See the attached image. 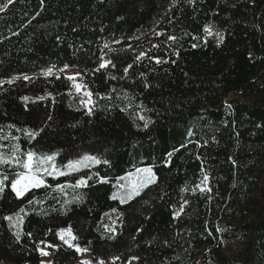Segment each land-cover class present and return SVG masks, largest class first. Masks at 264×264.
<instances>
[{"label": "trees", "instance_id": "1", "mask_svg": "<svg viewBox=\"0 0 264 264\" xmlns=\"http://www.w3.org/2000/svg\"><path fill=\"white\" fill-rule=\"evenodd\" d=\"M50 67L85 76L91 114ZM0 82V130L65 173L17 198L0 167V264H77L69 228L94 263L264 264V0H13Z\"/></svg>", "mask_w": 264, "mask_h": 264}, {"label": "snow or ice", "instance_id": "2", "mask_svg": "<svg viewBox=\"0 0 264 264\" xmlns=\"http://www.w3.org/2000/svg\"><path fill=\"white\" fill-rule=\"evenodd\" d=\"M13 0H7V3L0 6V12L4 11L8 8L9 4H11ZM191 2V0H190ZM204 31L208 34H211V29L209 26H205ZM170 39H175V37H170ZM107 47V45H105ZM195 47V45H193ZM161 61L157 60V63H160ZM111 63V61H105L104 63L100 64V68H104L106 64ZM67 67V66H66ZM64 69H61L63 71ZM45 77L51 76L53 74V68H48L42 73ZM20 79V77H12L10 80L6 81L8 84H12L15 80ZM24 80H29L30 77L25 75L23 76ZM68 80L75 81L76 77L68 76ZM2 83V82H0ZM73 86L77 89V91H80L81 85L79 83H74ZM84 96H86L87 105H91L93 101L91 100L92 93L85 91ZM25 101L29 99V97L23 98ZM40 99H43L41 97ZM81 103H85L84 100L81 101ZM142 107V106H141ZM88 114H91V107L88 108ZM139 118L141 120L145 121L144 127H148V121L147 119L140 115ZM11 127V126H9ZM26 131V135L28 136L29 140L35 139L37 135H39V132L36 131ZM13 139H18L17 137H13ZM171 155V154H169ZM56 154H38L35 151L28 150L26 152L21 151L20 145L13 144L10 149L7 150V152L0 150V167H9V168H16L17 171L13 174L14 178L11 180V191L15 194L17 198H23L28 192L34 190V189H40V188H48L50 185L46 184L44 180V174L53 176V178H56L57 176L65 175L63 171H58L56 167L54 166L53 162L55 160ZM87 162H98L95 160L94 157L91 156H84L81 160L76 161H70L66 167L70 172L77 171L81 167H87ZM139 171V170H138ZM144 172L149 174V182L151 178V170L150 169H144ZM208 180V177H204V182ZM8 181V175L4 172H0V193H2L5 190L6 184L5 182ZM87 184L86 179H79L75 185H71L73 188L85 186ZM199 187V185L197 186ZM65 188V185H59L58 190L63 191ZM202 191L204 189H201ZM132 194H138V188L135 184L132 186V192L129 193L128 198H131ZM115 199V195L113 196ZM31 202V201H30ZM123 202V200H122ZM183 207V206H182ZM20 212H24V209L21 208L19 210ZM176 215H179V213H176ZM5 220H8L9 222L13 221V216H5ZM17 223H19L22 220V217H20L17 214L16 217ZM30 235V234H29ZM59 239L63 241L64 244H66L68 247H75L77 252L83 253L86 252L87 249H82L78 245H74L72 241L76 240V237L72 234L71 229H61L59 233H57ZM17 239L20 237L19 231L16 233ZM43 243V241H41ZM47 247H53V245H47ZM41 251L42 255H48L47 252H45L43 249H39ZM42 264L44 262L42 261ZM50 264V262H49ZM81 264H91L89 261H82ZM98 264H104L103 261H99ZM114 264V261H113Z\"/></svg>", "mask_w": 264, "mask_h": 264}, {"label": "rangeland", "instance_id": "3", "mask_svg": "<svg viewBox=\"0 0 264 264\" xmlns=\"http://www.w3.org/2000/svg\"><path fill=\"white\" fill-rule=\"evenodd\" d=\"M60 75L64 76L66 79H67L68 76L76 77L75 81L68 80L70 82L71 88H72L71 95H72V97H75V98L79 99L81 107H83L87 111H88V108L91 107V111H92V109L94 107V92H93L91 86L86 81L85 76L81 72H79V71H63V72H60V73L53 72V74L51 76L45 77L42 74L41 77L48 79V78L57 77V76H60ZM74 83H79L81 85L80 91H77V89L73 86ZM85 91H88V92L92 93L91 100L93 101V103L91 105H87L86 104L88 98L86 96H84V92ZM82 100H84L85 103L82 104L81 103ZM13 144H14V142H11L9 140L8 134H4V132L2 130H0V150H3L5 152H7V150L10 149ZM0 172H1V170H0ZM44 175H47V174H44ZM148 176H149L148 173H146L144 171H141L138 174H135L134 176L129 178L126 181V183L131 185V187L129 188L130 192H126L125 197L128 198L129 193L132 192V186H133V184L136 181H139V179L142 178V177L145 178V177H148ZM133 196H135V194H132L131 198ZM40 257H41V263H42V261L44 262V264H49V262H50V264L52 263V256L49 253H48V255H42L41 254ZM82 261H89V262H91V264H98V263H94L93 260L91 259V257L89 256V254L86 253V252H83V253L79 252V260H78L77 264H81ZM100 261H103L104 264H113L112 262H108L106 260H100Z\"/></svg>", "mask_w": 264, "mask_h": 264}]
</instances>
